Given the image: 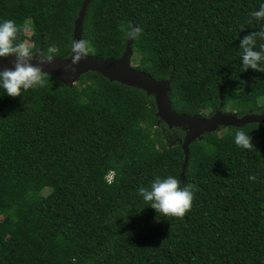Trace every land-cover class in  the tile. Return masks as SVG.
Returning <instances> with one entry per match:
<instances>
[{
    "label": "trees",
    "instance_id": "trees-1",
    "mask_svg": "<svg viewBox=\"0 0 264 264\" xmlns=\"http://www.w3.org/2000/svg\"><path fill=\"white\" fill-rule=\"evenodd\" d=\"M82 1L0 0V22H29L20 39L34 52L55 45L68 57ZM262 3L91 0L81 39L115 60L138 26L130 63L170 79L174 111L208 116L215 100L239 116L260 113L264 72L243 71L239 45L264 25L250 16ZM47 79L18 97L0 88V264H264V123L204 133L181 176L185 130L156 116L152 94L97 71L72 85ZM237 130L251 150L235 144ZM169 175L193 185L183 219L158 216L138 194Z\"/></svg>",
    "mask_w": 264,
    "mask_h": 264
},
{
    "label": "clouds",
    "instance_id": "clouds-1",
    "mask_svg": "<svg viewBox=\"0 0 264 264\" xmlns=\"http://www.w3.org/2000/svg\"><path fill=\"white\" fill-rule=\"evenodd\" d=\"M250 16L256 21H264V3L259 10H254ZM251 23V20L249 21ZM243 31V28H242ZM142 32L138 26L128 31L130 38H135ZM21 29L13 19H6L0 22V57L14 55L13 67L0 70V88L4 89L7 95L18 97L22 92L34 88L45 87L48 83V72L43 69L45 64H51L58 53L55 45H50L40 52L33 51V45L27 40L20 39ZM264 25L258 31H251L240 39L239 49L241 50V61L243 71L248 69L264 72ZM71 63L65 65L66 70L75 71V66L89 54V42L85 39H73L70 42ZM38 53V54H37ZM69 57H65L68 59ZM36 63H33V61ZM235 144L242 148L251 150L254 146L252 137L243 130H237L234 134ZM115 172L109 170L104 180L111 185L114 182ZM250 180H257L255 174L249 177ZM138 194L147 205L156 210L158 216L176 217L183 219L190 211L193 204V185L181 184V180L175 176L166 178L157 177L151 182L150 187L140 186ZM75 264V258H73Z\"/></svg>",
    "mask_w": 264,
    "mask_h": 264
},
{
    "label": "water",
    "instance_id": "water-1",
    "mask_svg": "<svg viewBox=\"0 0 264 264\" xmlns=\"http://www.w3.org/2000/svg\"><path fill=\"white\" fill-rule=\"evenodd\" d=\"M91 0H83L74 20L73 39H81L82 22ZM132 38L128 36L125 49L120 57L111 60L99 55H91L80 61L75 66V71L66 70L65 65L71 63V54L68 59L57 56L51 64H45L43 69L48 75L60 78L65 84L72 85L79 76L87 71H97L110 81H118L129 86L141 88L147 94L154 96L156 107V116L165 122L169 128L181 127L185 130L184 138L181 140V147L184 152V162L181 176L184 172L188 159L189 144L195 139H200L206 132H215L222 126H242L249 122L264 123V109L260 113L247 112L243 115H237L235 111H222L218 109L208 116L190 115L182 112H176L171 107L170 102V79L156 80L150 74L136 69L130 63ZM39 48L35 52H40ZM38 54V53H37ZM14 55L9 57H0V70L3 68H12ZM33 63H36L34 60Z\"/></svg>",
    "mask_w": 264,
    "mask_h": 264
},
{
    "label": "rangeland",
    "instance_id": "rangeland-1",
    "mask_svg": "<svg viewBox=\"0 0 264 264\" xmlns=\"http://www.w3.org/2000/svg\"><path fill=\"white\" fill-rule=\"evenodd\" d=\"M29 22L22 23V21L17 20V25L19 27H23V29L26 31V33H29L28 24ZM212 108L214 109V112L218 109L217 103L215 100L212 101ZM233 111H235V107L233 108ZM223 131L220 130V128L216 131V134H221Z\"/></svg>",
    "mask_w": 264,
    "mask_h": 264
}]
</instances>
